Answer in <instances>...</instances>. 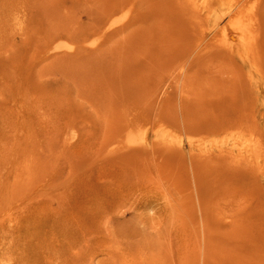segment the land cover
Here are the masks:
<instances>
[{
	"label": "rangeland",
	"instance_id": "obj_1",
	"mask_svg": "<svg viewBox=\"0 0 264 264\" xmlns=\"http://www.w3.org/2000/svg\"><path fill=\"white\" fill-rule=\"evenodd\" d=\"M201 1L0 0V264H264V0Z\"/></svg>",
	"mask_w": 264,
	"mask_h": 264
},
{
	"label": "bare ground",
	"instance_id": "obj_2",
	"mask_svg": "<svg viewBox=\"0 0 264 264\" xmlns=\"http://www.w3.org/2000/svg\"><path fill=\"white\" fill-rule=\"evenodd\" d=\"M153 5H155L157 12L160 8L166 7L171 9L173 15H175L178 19L179 23L187 22L191 18L192 13L198 14L197 11V2L199 0H150ZM203 6H210L214 8L216 4L222 6L225 4V0H202ZM251 2V0H237L233 2L230 6L237 10H243L247 4ZM255 5V4H254ZM256 6V5H255ZM248 7V6H247ZM261 8V12H262ZM156 16V13H154ZM145 18V17H144ZM216 22L220 20V18L215 19ZM252 46V38H251V30L244 25L243 23L236 22L235 25L223 33V41L221 44V48L225 49V51H229L230 49H237L238 53L241 55H247L251 53ZM248 63L252 67L253 71L256 74L264 73V40L262 43L257 46L253 53L252 59L248 60ZM239 119V116H236ZM249 117L246 115H242V119ZM250 119H256V116H252ZM26 165V164H25ZM24 167L26 168L27 165ZM27 169V168H26Z\"/></svg>",
	"mask_w": 264,
	"mask_h": 264
}]
</instances>
